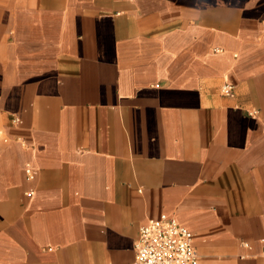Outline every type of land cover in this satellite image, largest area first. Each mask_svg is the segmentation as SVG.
I'll list each match as a JSON object with an SVG mask.
<instances>
[{
	"label": "crops",
	"instance_id": "obj_1",
	"mask_svg": "<svg viewBox=\"0 0 264 264\" xmlns=\"http://www.w3.org/2000/svg\"><path fill=\"white\" fill-rule=\"evenodd\" d=\"M162 216L264 264V0H0V264H131Z\"/></svg>",
	"mask_w": 264,
	"mask_h": 264
},
{
	"label": "built area",
	"instance_id": "obj_2",
	"mask_svg": "<svg viewBox=\"0 0 264 264\" xmlns=\"http://www.w3.org/2000/svg\"><path fill=\"white\" fill-rule=\"evenodd\" d=\"M231 93L232 86L222 88L223 95ZM26 172L29 174V170ZM134 248L135 260L131 264H197L191 233L172 217L162 216L142 225Z\"/></svg>",
	"mask_w": 264,
	"mask_h": 264
}]
</instances>
